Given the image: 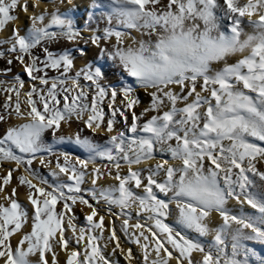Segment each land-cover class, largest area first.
Wrapping results in <instances>:
<instances>
[{
	"label": "snow or ice",
	"instance_id": "6c2138e0",
	"mask_svg": "<svg viewBox=\"0 0 264 264\" xmlns=\"http://www.w3.org/2000/svg\"><path fill=\"white\" fill-rule=\"evenodd\" d=\"M39 2L0 0V264H264V0Z\"/></svg>",
	"mask_w": 264,
	"mask_h": 264
},
{
	"label": "bare ground",
	"instance_id": "6f19581e",
	"mask_svg": "<svg viewBox=\"0 0 264 264\" xmlns=\"http://www.w3.org/2000/svg\"><path fill=\"white\" fill-rule=\"evenodd\" d=\"M37 2H38V0H29V4L30 5L37 4ZM57 3L59 5V11L61 13L67 14L73 20V23H74L75 27L79 29L81 27V25H82V22H84L87 19V15L89 16L88 13H90L89 9H90V5H92V3H93V0H57ZM95 3H96V5H98V3H99L98 0H95ZM45 9H47L48 11H51L52 7H51L50 4H48L46 2V0H40V2L38 3V7L35 9V11L39 12V11H43ZM69 9H70V11H69ZM91 12H92V10H91ZM32 14H33V9L31 7L29 8V12H28L27 15L19 10L17 12V16H19V19L16 20L15 22L9 23L5 29L0 30V39H3L5 36L10 35L11 29L13 27L18 28L20 30V34L24 35L25 32L27 31V29L30 27L29 17ZM225 22L226 23L222 24L221 26H223V29L225 28L224 32H227L228 31V26L227 25H228L229 22H227V21H225ZM92 27L94 28V24L93 23H92ZM127 31L130 33V30H127ZM138 36H140V33H138ZM138 36L136 34H133V33H130V36L126 35L125 37H127L128 39L125 40V44H128V43L131 42V39H130L131 37H137L138 38ZM91 50L94 51L95 49L91 47ZM236 58L237 57H232L231 60L234 61ZM84 61H82V62H84ZM79 65H80L79 62H77V67ZM214 67H215V65H214ZM107 71L109 72V74H111V72L117 71V70L116 69H107ZM128 80L131 82L132 78H128ZM137 90H139V94L141 95V100L142 101H146V102H144L139 107H137L135 109V111L137 109L141 110L142 107L144 106V104L147 103V97L144 95L143 90L142 89H137ZM116 128L117 129H121L122 125L118 126ZM69 130L70 131H74L73 129H69ZM100 138H99V140L102 139V138L101 139ZM147 163H150V162H145V164H147ZM141 166L143 167L144 165H141ZM100 183H103L105 186H107V185L113 183V181H112V179L110 177H106V178H102ZM19 199L20 200L24 199L23 191L20 192ZM240 199L242 200L243 198L241 197ZM78 207L79 206L77 205V208ZM227 207L229 209H231L235 213H239L241 211V209H243L244 212L253 211L247 204H241V203H238L236 200H231V199L228 201ZM84 210L87 211V209H84ZM213 215H214V218H215V223L210 225V226L215 227L216 224L219 223V219L215 217V214H213ZM207 239H208V241H211L212 237L209 236ZM226 244H227L226 250L228 251L227 254H231V246H230V243L228 242V240H226ZM249 246L250 247H254L256 252L259 255L264 256V246H261L260 244H251V243L249 244ZM121 264H125V262L122 260V258H121Z\"/></svg>",
	"mask_w": 264,
	"mask_h": 264
},
{
	"label": "rangeland",
	"instance_id": "374dc122",
	"mask_svg": "<svg viewBox=\"0 0 264 264\" xmlns=\"http://www.w3.org/2000/svg\"><path fill=\"white\" fill-rule=\"evenodd\" d=\"M21 2H23V0H21ZM98 5H97V7H95V8H91L90 7V9H89V12H91V10H92V12L91 13H93V24H94V28H103V27H105V26H107V14H108V12H109V8L107 7V3H108V0H98ZM107 2V3H106ZM105 3V4H104ZM19 11V9H17V10H15V12L13 13L14 15H17V12ZM89 14V13H88ZM95 16V17H94ZM88 15H87V19H88ZM86 19V20H87ZM85 20V21H86ZM84 21V22H85ZM96 21V22H95ZM84 22H82V25H81V27L79 28V29H81L82 27H83V24H84ZM224 23H226L224 20H222L221 21V25L222 24H224ZM112 24L115 26V24H116V22H115V19H113L112 20ZM119 30H121V31H126L127 33H128V35L130 36V33H133V34H136L137 36H138V32H136L135 30H130V33L127 31V30H125V29H123V28H120ZM221 31H225V28L223 29V26H221ZM91 33L90 32H84L83 33V35H85V36H88V35H90ZM132 36V35H131ZM139 37V36H138ZM126 39H128L127 37H125V40ZM65 45H67V46H69V47H71V45H68V42L67 41H61L60 42V44L59 45H57V47H63V46H65ZM81 46H83V44H82V42H81ZM2 47H7V45H3ZM95 52V50L93 51V50H91V47H89V49H88V52H87V55H86V57H81V58H78L77 59V62H79V66H81L85 61L84 60H87V61H90L91 59H92V55H93V53ZM85 58V59H84ZM84 59V60H83ZM84 61V62H82V61ZM76 62V63H77ZM78 66V67H79ZM0 67H3V61L2 60H0ZM12 71L15 73V72H21L22 71V69H21V66L17 63V62H15V61H13V64H12ZM106 70H107V68H106ZM3 77H0V79H2ZM24 79H25V84H24V88L25 89H27L28 87H29V84H28V79H27V77H24ZM27 84V85H26ZM26 86V87H25ZM137 95H139L140 96V98H141V95L139 94V90H137ZM5 99V97H4V94L2 93V92H0V103H2L3 102V100ZM144 102H146V101H142L141 100V104H143ZM105 110H107L106 108H105ZM139 109H137L136 110V112L137 113H139L140 112V110L138 111ZM129 120L131 119V115L129 114ZM118 126H121V124H117ZM116 125V127H118ZM5 128H6V125H4L2 122H0V134H2L3 133V131L5 130ZM62 129H63V134H65V135H67V134H69V132H70V130H69V128L67 127V126H65V125H62ZM73 130L75 129V125H73V128H72ZM46 137L50 140L51 139V136H50V134H47L46 133ZM102 138V139H101ZM100 139L101 140H99V142L100 143H102L103 142V137H101ZM151 163V162H150ZM134 167H136V166H134ZM111 178V177H110ZM88 185H85V187H87ZM21 191H23V190H21ZM57 206H59V205H57ZM79 207L77 208V212L79 213V209L81 208V207H83L84 209H87L86 208V206H80V205H78ZM101 207H103V205H101ZM94 219H96V218H94ZM106 222H108L107 221V216H105V221H104V223H105V226L107 227V223ZM81 226V222L80 221H78L77 222V228H79ZM226 253H228V251L226 250ZM228 255H230V254H228Z\"/></svg>",
	"mask_w": 264,
	"mask_h": 264
}]
</instances>
